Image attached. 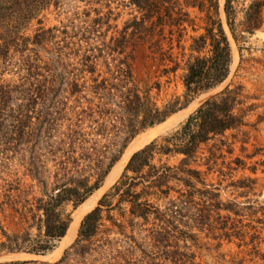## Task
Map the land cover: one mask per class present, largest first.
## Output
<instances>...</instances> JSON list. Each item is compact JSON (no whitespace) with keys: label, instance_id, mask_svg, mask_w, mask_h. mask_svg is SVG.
I'll return each mask as SVG.
<instances>
[{"label":"trees","instance_id":"16d2710c","mask_svg":"<svg viewBox=\"0 0 264 264\" xmlns=\"http://www.w3.org/2000/svg\"><path fill=\"white\" fill-rule=\"evenodd\" d=\"M232 1L227 0L225 14L231 35L239 44L244 37L237 34ZM60 2L0 0V153L20 155L25 174L39 184L41 196L34 200L30 214L31 220L37 219L43 228V234L34 240L28 233L19 237L3 232L6 243L0 246L1 251H27L35 255L52 251L55 242L67 235L72 223V213L67 212L66 207L72 205L76 210L100 189L136 135L163 123L195 96L215 88L229 75L231 47L221 23H217V34L210 31L193 41L196 52L207 45L210 52L207 57L188 62L183 78L185 101L178 99L161 109L150 94H142L134 79L133 65L137 47L147 43L153 46L156 41H152H160L167 27L175 26V3L172 0H131L143 14L142 20L134 22L133 37L125 31L119 37H112L108 44L103 43L101 48L91 45V37L86 38V35L76 45L57 40L53 35L55 29L45 30L44 27L37 29L33 37L25 35L31 22L37 20L42 24L40 15L52 4L59 6ZM187 3L199 5L191 0ZM263 8L264 2L260 0L249 6L240 25L245 32L252 35L262 27ZM144 31L152 34H141ZM136 34L142 40H137ZM82 43H85L84 48ZM75 46L83 48L84 54L77 63L71 64L66 59L80 54L79 48L74 50ZM130 47L133 50L127 53ZM67 51L71 53L64 54ZM153 53L154 56L148 58L154 66L163 54ZM101 60L106 65L105 72L98 69ZM6 72L18 76L16 84L4 80ZM236 101L237 94L227 89L202 105L181 130L164 141L165 144L153 142L133 155L111 193L83 220L74 255L82 256L91 248L92 239L102 227L103 208L110 209L117 196L121 202L131 205L133 216L144 220L150 215L157 216L156 220L164 226L156 231L153 239L155 242L160 238L168 240L175 231L173 214L177 212L174 210L186 201H172L167 209V213L172 214L167 216L141 199L164 195L163 188L173 180L185 181L190 187L193 178L200 173L186 168L188 160L195 156L201 144L240 124V118L234 114ZM172 153L186 157L181 167L162 165L158 168L152 164L156 154ZM138 186H142L141 193L135 191ZM187 193L181 195L189 199L191 194ZM190 258L186 254L182 259L186 264Z\"/></svg>","mask_w":264,"mask_h":264},{"label":"rangeland","instance_id":"374dc122","mask_svg":"<svg viewBox=\"0 0 264 264\" xmlns=\"http://www.w3.org/2000/svg\"><path fill=\"white\" fill-rule=\"evenodd\" d=\"M172 1L177 11L175 26L167 27L160 41H152H156L153 46L141 43L143 45L136 50L133 73L142 94H150L161 109L178 99L183 103L186 93L183 78L188 62L207 57L210 52L208 45L201 52H196L193 41L210 31L217 34V23H221L231 47L232 60L227 79L195 96L187 106L161 123L187 111L176 125L145 140L133 150L121 173L108 185L91 210L84 214L72 240H64L65 236L44 255L1 251L0 247V264H58L64 257L62 264H185L182 258L186 254L191 257L186 264H264V8L262 27L250 35L240 25L245 20L246 10L255 0L232 1L237 34L244 37L238 44L227 23V0H191L199 4L195 6L188 4L187 0ZM142 17V12L131 0H61L59 6L52 4L40 15L42 24L37 20L31 22L25 35L33 37L37 29L44 27L45 30L55 29L53 35L57 40L76 45L86 35V38L91 37V45L101 48L103 43L108 44L112 37H119L125 31L133 37L136 32L134 22L142 20ZM93 30L97 33L94 34ZM141 34L152 33L144 31ZM135 38L142 40L138 34ZM81 45L84 48L85 43ZM77 48L75 46L74 50ZM83 48H79V56L72 55L66 62L77 63L84 54ZM132 50L130 47L127 53ZM153 52L163 54L154 66L149 59L154 56ZM41 55L45 56V53L41 52ZM173 68L176 70L169 71ZM98 69L106 71L104 60L99 62ZM18 79L13 72L4 75L7 83L16 84ZM227 89L237 94L234 114L240 118V124L198 147L186 166L200 173L193 178L190 187L185 181L173 180L163 188L164 195L141 199L167 216L172 214L167 213L172 201H186L174 210L177 212L173 214L176 217L173 223L175 231L170 238H160L155 242L156 231L164 226L156 220L157 216L150 215L148 220L133 216L131 205L121 202L117 196L110 209L103 208L102 227L92 239L91 248L82 256L74 255L83 220L98 207L105 195L111 193L133 155L153 142L165 144L164 141L181 130L202 105ZM161 124L141 131L128 147L136 139L142 141ZM21 158L18 154L0 153V246L6 243L3 232L19 237L28 233L31 240L43 234V228L37 219L35 222L31 220L30 214L34 210V200L41 196V188L25 174ZM185 158L173 153L156 154L152 164L158 168L162 165L178 168ZM141 190L142 186L135 189L136 193H141ZM182 192L191 194L189 199L181 195ZM80 206L76 210L72 205L66 207L67 212L72 213V221Z\"/></svg>","mask_w":264,"mask_h":264},{"label":"bare ground","instance_id":"6f19581e","mask_svg":"<svg viewBox=\"0 0 264 264\" xmlns=\"http://www.w3.org/2000/svg\"><path fill=\"white\" fill-rule=\"evenodd\" d=\"M187 111L181 112L180 114L176 115L175 117H173L170 121L161 124L160 126L152 129V132H150L148 135H146L145 137H143L142 141H139L140 139H136L124 152L121 160L114 166L113 170L111 171V173L109 174L104 187H102L100 190H98L97 192H95L92 196H90L86 202H84L76 216L74 217V220L72 221L70 228L68 230V233L66 235V237L64 238L67 239V241L69 242L70 240H72L76 234H77V230L79 227V224L81 222V219L83 218L84 214H86V212H88L89 210H91V208L94 206L95 202L98 200V198L100 197V195L104 192V190L108 187V185H110L116 178L117 176L121 173L123 167L125 166L126 162L128 161V159L131 156V153L133 152V150L135 148H137L141 143H143L145 140L157 135V134H162L164 132H166L168 129H170L171 127H173L174 125L177 124L179 119H182L183 116L186 114ZM139 141V142H138Z\"/></svg>","mask_w":264,"mask_h":264}]
</instances>
